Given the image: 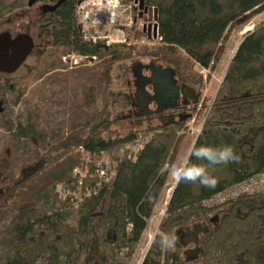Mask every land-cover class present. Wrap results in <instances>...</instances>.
I'll return each instance as SVG.
<instances>
[{"label": "trees", "instance_id": "1", "mask_svg": "<svg viewBox=\"0 0 264 264\" xmlns=\"http://www.w3.org/2000/svg\"><path fill=\"white\" fill-rule=\"evenodd\" d=\"M76 2L69 0L67 21L62 24L74 36L78 29L69 13ZM143 3L156 9L160 43L154 49L138 51L133 57L122 44L53 43L59 57L74 53L102 58L96 67L101 108L54 143L46 142L34 126L18 128V135L35 150L16 177L0 172V264H116L115 251H132L164 188L171 159L186 145L187 134L177 132L186 131L189 119L132 127L125 116L131 94L111 87L116 67L133 59L157 61L173 72L178 83L202 89V76L194 65L207 69L209 79L223 52L225 32L264 10V0ZM12 8L11 0H0V17ZM45 56L42 47L37 61ZM7 76L0 74V79L11 80ZM14 85L9 83V88ZM197 118L200 131L193 145H231L239 161L215 166L199 161L216 179L215 187L175 183L157 226L158 235L141 264H190L178 241L167 248L160 239L164 234L178 236L192 223L206 228L198 236L201 254L192 264H264V193L243 196L215 209L200 205L203 199L264 171V22L256 23L242 37L212 99L203 102ZM135 140L141 141L140 147L130 155L112 156ZM84 155L101 158L102 166L106 161L110 176L101 182L89 175V164L84 166L86 174L71 190L75 193L77 189L82 196L89 187L95 188L81 197L70 225L66 212L46 209L47 194L72 170L77 171Z\"/></svg>", "mask_w": 264, "mask_h": 264}, {"label": "rangeland", "instance_id": "2", "mask_svg": "<svg viewBox=\"0 0 264 264\" xmlns=\"http://www.w3.org/2000/svg\"><path fill=\"white\" fill-rule=\"evenodd\" d=\"M122 2L127 4L129 0H122ZM133 12L132 7V14ZM259 22H264V10L252 15L243 24L231 27L225 32L222 42L223 52L210 71L209 79L207 78V69L194 65V71L201 75L203 80L202 89L197 90L194 88L199 93L197 107L200 110L196 113L193 112L188 118L186 131L177 132L178 134L186 133L187 141L186 145L181 147L171 159L169 165L179 164L188 157L190 144L200 131V118L196 119V117L202 111L203 102L212 99L238 43ZM81 29L83 31L82 36L87 37V39H83L90 41V28L81 26ZM132 29L133 25L131 26ZM99 33H102V29H99ZM130 34H132V31ZM130 40L132 43V35ZM144 43L146 42L132 47L124 46L131 50V55L134 57L136 52L144 49H154L159 46L160 42H154V44ZM48 51V55L40 62L37 61L35 56H28L24 66L7 76L11 80L0 79V163H2L0 167L2 171L0 172L3 173V176L16 177L19 174L21 165L24 163L23 161L28 156H32L35 150L28 140L20 137V134L18 135V128L22 129L26 125L34 126L46 142L54 143L65 137L71 129L90 120L101 108V90L96 80V67L102 61V58L90 59L72 53H67L69 56L64 54L59 57L58 47ZM147 62L148 60L137 61L133 59V61L118 64V68L116 67L114 71L111 87L114 90L119 89L131 94L133 91L131 67L135 63L143 64ZM127 82L130 84L127 85ZM9 83H15L14 89L9 88ZM131 126L142 127L141 125ZM136 149L137 147L133 141L129 146L120 149L112 156L130 155ZM42 150V148L38 149L40 152ZM104 156L107 157L105 154ZM86 164H89V166H86L89 175L96 176V179H98L94 169L96 166H102V159L98 157L94 160L92 157L84 155L77 171L72 170L64 180L57 182L47 194L49 204L46 209L53 210L56 208L66 212V222L70 225L74 224L75 207L81 197L92 192L95 188V186L89 187L88 192L82 196L77 193V189H75V193L71 190L74 183L76 186V180L86 174V169H83ZM60 171L61 169L57 168V173ZM76 172L79 173L76 174ZM108 175L110 176V172H108ZM101 182L105 181L101 179ZM174 184L175 181L168 174L152 215L146 222L141 239L132 251L124 248L115 251L113 258L117 261L116 264H141L151 242L158 235L157 226L164 216L165 207L173 191Z\"/></svg>", "mask_w": 264, "mask_h": 264}, {"label": "flooded vegetation", "instance_id": "3", "mask_svg": "<svg viewBox=\"0 0 264 264\" xmlns=\"http://www.w3.org/2000/svg\"><path fill=\"white\" fill-rule=\"evenodd\" d=\"M78 2L79 0L76 2L72 14L69 13L70 18H73L78 29L75 36L62 25L67 21V4L69 0H11L13 8L0 17V34L7 33L11 40L20 35L28 36L33 43V48L28 55L30 57H36L42 47H45V54L48 55V50L55 48L53 43H104L101 40L91 42L83 39L81 25L78 23L75 13ZM19 43L24 42L21 41ZM66 56H69V54H66ZM78 56L83 57L81 55ZM26 59L17 69L25 65ZM151 62L153 61L138 64L145 67ZM144 67L141 68V75L143 77L139 76L136 79L132 77L133 91L131 93V104L125 114L130 125L151 126L152 124L166 125L173 122L184 123L193 112L196 113L200 110L197 107L199 93L193 88L176 81L177 86L183 88L184 95L180 94L174 108L154 113L153 111L156 106L153 103L147 104V97L142 93V88L148 93L152 91V87L146 84L145 77L149 76V72ZM134 71L138 74L136 68ZM0 74L9 75L3 72H0ZM129 84L127 82V85ZM136 91L139 92V102L134 97ZM201 229L202 226L199 223H192L189 227L178 233V242L183 248L182 252L188 263L197 262L200 256L197 249L200 248L198 236L203 232ZM195 234L197 236L196 242L193 241Z\"/></svg>", "mask_w": 264, "mask_h": 264}, {"label": "built area", "instance_id": "4", "mask_svg": "<svg viewBox=\"0 0 264 264\" xmlns=\"http://www.w3.org/2000/svg\"><path fill=\"white\" fill-rule=\"evenodd\" d=\"M75 13L78 23L90 28L91 42L101 40L106 46L122 44L126 47L143 42H146L144 44L160 42L155 7L144 4L143 8L139 9L138 0H129L127 4L122 0H79ZM99 29H102L101 34ZM131 31L132 34H130ZM131 35L133 36L132 43L130 42ZM83 38L87 39L84 35ZM134 145L139 148L140 141L135 140ZM95 172L100 179L106 181L109 176L108 172H110L108 163L105 161L103 167L96 166ZM259 193H264V171L203 199L200 205L207 209L220 208L229 201Z\"/></svg>", "mask_w": 264, "mask_h": 264}, {"label": "water", "instance_id": "5", "mask_svg": "<svg viewBox=\"0 0 264 264\" xmlns=\"http://www.w3.org/2000/svg\"><path fill=\"white\" fill-rule=\"evenodd\" d=\"M143 5V0H138V8L142 9ZM21 41L24 43H19ZM32 48L33 43L28 36L20 35L11 40L7 33L0 34V72L13 73L27 58ZM143 67L141 64H134L131 68L132 77L135 79L139 76L143 77L141 75V68ZM135 68L138 70V74L134 71ZM144 68L149 72V76L145 77L146 84L152 87L151 93L142 88V93L147 97L146 103H153L156 106L154 113L174 108L180 94L184 95V92L182 87L177 86L173 72L169 68H162L157 61L149 63ZM134 97L139 102L138 91L135 92ZM205 230L206 228L202 227L201 231L204 232ZM194 236L193 241L196 242L197 236L196 234ZM197 252L201 254V248H198Z\"/></svg>", "mask_w": 264, "mask_h": 264}, {"label": "clouds", "instance_id": "6", "mask_svg": "<svg viewBox=\"0 0 264 264\" xmlns=\"http://www.w3.org/2000/svg\"><path fill=\"white\" fill-rule=\"evenodd\" d=\"M205 161L209 166L228 164L238 162L239 156L231 145L220 146H200L193 145L188 158L179 164L169 165L168 174L177 183L199 182L204 187H215L216 179L209 175L207 167L199 163ZM179 237L173 234H164L160 239V244L164 247L171 248L178 241ZM155 242V240H154Z\"/></svg>", "mask_w": 264, "mask_h": 264}, {"label": "crops", "instance_id": "7", "mask_svg": "<svg viewBox=\"0 0 264 264\" xmlns=\"http://www.w3.org/2000/svg\"><path fill=\"white\" fill-rule=\"evenodd\" d=\"M191 145H192V143L190 144V148H191Z\"/></svg>", "mask_w": 264, "mask_h": 264}]
</instances>
